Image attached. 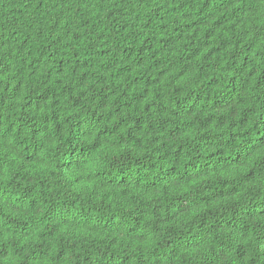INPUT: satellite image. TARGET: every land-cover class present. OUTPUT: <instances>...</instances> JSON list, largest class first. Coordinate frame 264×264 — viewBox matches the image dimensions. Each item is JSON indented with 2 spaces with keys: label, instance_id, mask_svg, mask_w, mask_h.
<instances>
[{
  "label": "trees",
  "instance_id": "1",
  "mask_svg": "<svg viewBox=\"0 0 264 264\" xmlns=\"http://www.w3.org/2000/svg\"><path fill=\"white\" fill-rule=\"evenodd\" d=\"M0 264H264V0H0Z\"/></svg>",
  "mask_w": 264,
  "mask_h": 264
}]
</instances>
